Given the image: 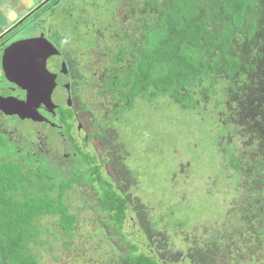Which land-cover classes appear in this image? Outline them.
<instances>
[{
    "label": "trees",
    "instance_id": "trees-1",
    "mask_svg": "<svg viewBox=\"0 0 264 264\" xmlns=\"http://www.w3.org/2000/svg\"><path fill=\"white\" fill-rule=\"evenodd\" d=\"M122 3L123 16L109 30L107 43L97 42L104 48L98 65L102 69L107 66L102 76L108 93L115 92L117 101L128 105L137 101L159 105V100L166 98L184 108L197 109L210 102L228 109L231 123L226 124L235 126L233 133L241 131L249 141L252 136L262 139L260 145L258 139H252L249 150L242 154L240 150L239 157L232 155L238 159L230 162L244 184L252 177L259 191L243 185L255 197L248 199L251 204H245L247 207L237 202L233 231L226 226L205 227L202 240L198 232L182 236L181 241L173 240L167 234V223L165 230L156 225L164 223V217L149 220V209H141L149 219L141 224L134 239L117 240L118 235L125 234L127 224L132 225L130 203L106 181L98 157L85 155L83 164H89L91 170L86 172L82 165L81 177L75 175L74 182L57 183L59 163L54 160V165L46 166L45 161L53 158L48 147L39 154L38 166L30 164L29 156H11L0 161V264H42L43 252L47 251L35 248H44L43 240L48 244L44 237L53 231L55 237L67 241L64 248L70 251L69 241L80 224L72 212L73 204L79 210L90 206L85 199L83 203L76 198L80 187L86 186H98L101 191L95 207L98 210H91L95 216L107 217L96 229L102 227L105 244L120 252L117 264H264V0ZM3 144L0 141V148ZM78 151L84 154L82 148ZM247 169L250 172L245 173ZM258 182L262 187L256 186ZM184 225L171 226L179 230ZM147 235L154 237L143 243ZM120 243L127 247L125 252L120 250ZM51 251L56 252L54 248Z\"/></svg>",
    "mask_w": 264,
    "mask_h": 264
},
{
    "label": "rangeland",
    "instance_id": "rangeland-1",
    "mask_svg": "<svg viewBox=\"0 0 264 264\" xmlns=\"http://www.w3.org/2000/svg\"><path fill=\"white\" fill-rule=\"evenodd\" d=\"M126 1L69 0L63 8L52 13L54 18H51L48 23L68 35L71 33L68 26L72 24L68 21L66 26L63 10L69 8L68 13L71 12V14L75 11V16L70 21L74 24L76 22L80 24L78 29L71 33L74 43L66 44V49L70 48L71 50L67 51L72 52V54L73 51L78 50L76 57L78 64L80 61L83 63L82 59L86 54L84 64L91 62L94 66L95 62H100L98 55L102 54L100 48L103 44H98L96 41L102 40L103 34L102 32L98 33V31H101L102 27L104 29L107 24H111V26L118 24L114 14L122 8V2ZM42 2L43 0H35V6L29 11L38 7L39 3ZM12 11L16 21L28 12L27 10L20 14L18 13L20 11H17L15 7ZM85 11L89 14L87 19L84 17ZM118 16L120 17V11ZM94 46L97 49H91ZM95 52H99L97 56ZM101 59L103 60L102 57ZM82 71L85 75L91 76L92 74V70L85 67L82 68ZM159 101V105L153 106L137 101L133 109L124 113L126 123H119L115 120L113 122L114 127L118 128L119 126L121 135V138H117V145L104 147L100 142H97L95 146L99 150L97 151L98 155L101 153L107 158H114L107 161V169L115 181H119L121 184L120 188H116L117 191L124 192L129 197L132 206V225L127 224L125 234L118 235L116 239L119 240L123 237L134 239L141 226L138 214L144 216L146 221L149 219L145 212L140 211L141 209L145 211L149 209L148 211L151 213L149 220L153 216L157 217L155 219L158 221H160V217H164V223L160 222L156 225L165 230L164 226L167 223V234L173 240L181 241L182 236L187 234L194 236V232H198L201 239L203 237L201 232L205 227L210 229L226 226L227 229L233 231V225H237L234 217L238 211L237 202L242 201L244 205L250 206L251 202L248 199H254L255 196L248 190H258L259 188H254L255 183L252 177L250 180L247 177L248 182L246 184L248 186L246 188L248 190L243 186L246 184H244L242 175H239L230 166V162L238 159L232 155L239 157L240 150H242L241 154L249 150L248 148L253 144L252 139H258L259 145L262 143V139L252 136L249 141V138L245 139L246 134H241V131L233 133L235 126L226 124L230 122L231 115L229 110L224 107L220 109L210 102H205L200 104L201 106L199 105L200 107L197 109H190L171 103L166 98ZM216 108H219L220 111ZM86 122L89 128L93 127L91 119L87 118ZM1 123L9 126L11 132L15 128L18 134L15 136L17 143L3 144V147L0 148V161L11 156L14 159L26 155L30 158V164L38 166L40 165V160L37 161L38 156L48 144L57 147L58 150L55 151L62 155L63 151L59 148L62 141L57 133L50 128L31 123L20 124L0 116ZM237 123L242 125V120H238ZM106 127L108 126H103L104 129ZM116 133L118 136V130ZM112 135L114 136V133ZM82 138H84V134H82ZM0 141H6L1 134ZM71 146L68 147V150L72 152ZM75 149L77 152L80 150V148ZM80 155L78 157L81 159L82 156ZM56 156L54 155L52 160L49 157V161H45L47 162L46 166L54 165L55 162L52 161ZM80 159L74 157L71 161L63 159L64 166L58 164L57 183H62L61 181L74 182L76 180L75 175L81 177L80 171L84 170L80 168L82 166L78 161ZM65 162L68 163L65 164ZM90 170V165L86 164L85 171L89 172ZM248 172L250 169H247L245 173ZM259 184L258 182L256 186L262 187ZM97 187L86 186L80 187L82 191L78 190L79 194L76 195V198L80 202L85 199L90 206L85 210H79L73 204L72 212L78 215L80 224L77 226L74 238L69 241L72 244L70 251L64 248V243L67 241L61 237H55V231H53V235L44 237L48 242L46 244L43 240L44 243L42 244L45 246H42L44 248H35V251H47L43 252L42 264L119 263L120 259H117V254L120 252L110 244H105L106 239L102 227L96 229V226L107 220L103 214L95 216V210H98L95 207L100 202L98 193H101ZM76 198L75 200L78 201ZM48 223L45 222L44 224L48 225ZM170 224H181L184 227L176 230ZM59 231L57 234L61 235L62 231ZM180 231L182 232L180 233ZM111 236H115L113 231ZM153 237V235H147L145 239H142L143 243L152 241ZM138 242L140 241L138 240ZM51 248H54L56 252L52 253ZM119 248L122 252L127 250L124 243H120ZM260 256L261 254L258 255V258ZM55 257H57L56 260Z\"/></svg>",
    "mask_w": 264,
    "mask_h": 264
},
{
    "label": "flooded vegetation",
    "instance_id": "flooded-vegetation-1",
    "mask_svg": "<svg viewBox=\"0 0 264 264\" xmlns=\"http://www.w3.org/2000/svg\"><path fill=\"white\" fill-rule=\"evenodd\" d=\"M68 1L43 0L44 3H39L38 7L28 11L25 16L22 15L18 21L13 19L0 33V116L20 124L44 126L56 132L62 141L61 147L59 146L63 151L62 155L55 151L57 148L49 144L47 152L53 156L57 155L54 160L62 166H64L63 159L69 161L73 157L80 159L78 156L81 151L77 152L75 149L77 146L84 151V154L82 152L80 155L82 158L78 160L80 165H86L83 164L85 155L91 159L98 157L103 163V176L117 191L116 188H120L121 184L115 181L107 169V161L114 158H107L101 153L98 155L99 150L95 146L97 142L104 147L117 145V138H121V135L119 126L114 127L113 122L115 120L126 123L124 113L133 109L135 104L128 105L117 101L115 92L108 93L107 84L104 83L102 76L107 71L106 65L102 69L101 64L98 65L99 62H95L94 66L91 62L84 64L86 54L84 60L81 57L83 63L80 61L78 64L76 61L78 50L73 51V54L67 51L71 49H66V44L74 43L71 33L76 31L80 24L70 21L74 18L75 11L71 14L68 13L69 8L63 10L66 26L69 22L72 24L68 26L71 30L70 34L67 35L64 31L54 28L51 23L49 25V20L54 18L52 13L63 8ZM17 2L21 3L19 0H10L12 6ZM34 11L36 12L33 13ZM119 11L120 17L118 14L115 17L117 23L123 16L122 8ZM88 16L85 11L84 17L87 19ZM112 27L111 24H107L104 29L102 27L101 31H98V33L102 32V40L105 42L110 36L109 30ZM103 49L100 48L101 51ZM98 53L95 52V55L97 56ZM58 54L62 56L63 61L59 59ZM99 57L100 54L98 59H101ZM83 67L92 70L91 76L85 75L82 71ZM87 118L91 119L92 128L86 125ZM103 126L108 127L104 129ZM0 134L6 139L5 144H9L16 140L15 136L18 132L15 128L11 132L9 126L1 123ZM69 146L72 147V152L68 150ZM120 194L127 197L124 192ZM127 200L131 208L129 197ZM138 215L141 224L146 222L144 216Z\"/></svg>",
    "mask_w": 264,
    "mask_h": 264
},
{
    "label": "crops",
    "instance_id": "crops-1",
    "mask_svg": "<svg viewBox=\"0 0 264 264\" xmlns=\"http://www.w3.org/2000/svg\"><path fill=\"white\" fill-rule=\"evenodd\" d=\"M21 3H14L12 6L10 0H0V33L3 32L14 19L12 9L15 7L18 13L23 14L30 8L35 6V0H19ZM23 1V3H22ZM23 6H22V5Z\"/></svg>",
    "mask_w": 264,
    "mask_h": 264
},
{
    "label": "water",
    "instance_id": "water-1",
    "mask_svg": "<svg viewBox=\"0 0 264 264\" xmlns=\"http://www.w3.org/2000/svg\"><path fill=\"white\" fill-rule=\"evenodd\" d=\"M52 47V46H51ZM59 55V59L61 60V61H63L62 60V56L60 55V54H58ZM71 101V100H70ZM39 121V120H38Z\"/></svg>",
    "mask_w": 264,
    "mask_h": 264
},
{
    "label": "snow or ice",
    "instance_id": "snow-or-ice-1",
    "mask_svg": "<svg viewBox=\"0 0 264 264\" xmlns=\"http://www.w3.org/2000/svg\"><path fill=\"white\" fill-rule=\"evenodd\" d=\"M36 55H39V53H36Z\"/></svg>",
    "mask_w": 264,
    "mask_h": 264
}]
</instances>
